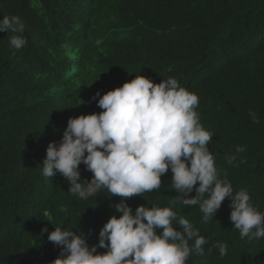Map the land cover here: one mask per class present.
<instances>
[{"label":"trees","instance_id":"16d2710c","mask_svg":"<svg viewBox=\"0 0 264 264\" xmlns=\"http://www.w3.org/2000/svg\"><path fill=\"white\" fill-rule=\"evenodd\" d=\"M56 1L0 0V19L19 16L34 34L53 19L48 11ZM63 1L75 2L63 8L89 24V40L79 49L80 71L51 102L33 98L36 90L27 84L21 64L11 66L12 60H22L23 48H10L11 33H0V264H52L61 248L47 237L56 227L84 235L91 247L109 218L120 215L110 207L119 197L102 191L81 200L68 193L69 184L59 174L41 175L47 146L60 141L68 119L102 111L99 98L90 103L77 90V78H91L92 69L89 86L95 97L136 75L154 83L174 77L197 94L196 111L213 134L208 147L216 166L226 170L234 192L247 189L251 203L264 212V0ZM106 35L111 39L103 40ZM249 112L260 122L253 123ZM237 146L245 151L237 154ZM230 154L237 155L238 167L226 163ZM241 158L246 163H239ZM80 172L82 180H91L83 164ZM171 176V171L162 176L161 189L129 198L127 204L133 210L169 206L177 195ZM229 204L226 198L206 224L198 206H173L208 241L204 254L193 253L187 264H264V238L242 240L230 222ZM217 242L228 246L223 258L213 247Z\"/></svg>","mask_w":264,"mask_h":264},{"label":"clouds","instance_id":"9594fccd","mask_svg":"<svg viewBox=\"0 0 264 264\" xmlns=\"http://www.w3.org/2000/svg\"><path fill=\"white\" fill-rule=\"evenodd\" d=\"M65 3L75 2H53L48 11L53 19L34 34L26 31L19 16L0 19V33H11L9 47L23 48L22 60H12L11 66L21 64L27 84L33 93L36 90L34 99H55L68 78L78 74L83 62L79 49L88 39L89 24L67 12ZM26 24L31 25L28 20ZM107 35L103 40L111 39ZM95 72L92 69L87 76L91 78H77V90L84 92L90 103L99 98L97 107L102 111L68 119L60 141L47 146L41 175L50 179L59 174L69 184L68 193L81 200L102 191L119 197L120 202L110 207L120 215L109 218L99 231L98 243L91 247L84 235L56 227L47 237L61 248L52 264H187L193 253L204 254L203 246L208 241L199 228L173 210L177 203L198 206L201 223L206 224L227 198L229 219L240 238H264V212L251 203L247 189L234 192L226 170L216 166L208 147L213 134L203 127L196 111L197 94L182 87L174 77L154 83L136 75L122 87L102 97L97 92L95 97L91 91L94 87L89 86ZM249 115L253 123L260 122L255 113ZM244 151V147L237 146V154ZM225 161L232 167L239 166L237 155H227ZM239 163L246 160L241 158ZM81 164L92 173L90 181L82 180ZM169 171L170 187L177 193L169 206L140 205L133 210L127 204L129 198L161 189V178ZM42 231L48 232L47 227ZM213 247L221 258L227 255L226 243L217 242ZM98 249L106 251L100 253Z\"/></svg>","mask_w":264,"mask_h":264},{"label":"bare ground","instance_id":"6f19581e","mask_svg":"<svg viewBox=\"0 0 264 264\" xmlns=\"http://www.w3.org/2000/svg\"><path fill=\"white\" fill-rule=\"evenodd\" d=\"M84 2V1H83ZM48 15V14H47ZM102 47V46H101ZM118 54V53H117ZM71 66L69 65V68H70ZM71 71L68 73V75L70 76L71 75ZM94 89V88H93ZM57 98V97H56ZM57 110V109H56Z\"/></svg>","mask_w":264,"mask_h":264}]
</instances>
